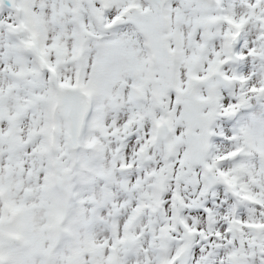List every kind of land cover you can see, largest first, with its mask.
<instances>
[{"label": "snow or ice", "instance_id": "obj_1", "mask_svg": "<svg viewBox=\"0 0 264 264\" xmlns=\"http://www.w3.org/2000/svg\"><path fill=\"white\" fill-rule=\"evenodd\" d=\"M0 264H264V0H0Z\"/></svg>", "mask_w": 264, "mask_h": 264}]
</instances>
